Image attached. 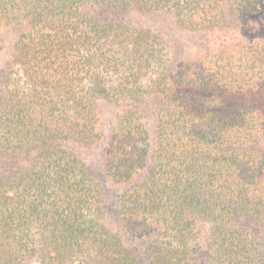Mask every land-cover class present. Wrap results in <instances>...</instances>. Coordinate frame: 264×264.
<instances>
[{"label":"trees","instance_id":"trees-1","mask_svg":"<svg viewBox=\"0 0 264 264\" xmlns=\"http://www.w3.org/2000/svg\"><path fill=\"white\" fill-rule=\"evenodd\" d=\"M203 244L264 264V0H0V264Z\"/></svg>","mask_w":264,"mask_h":264},{"label":"rangeland","instance_id":"rangeland-1","mask_svg":"<svg viewBox=\"0 0 264 264\" xmlns=\"http://www.w3.org/2000/svg\"><path fill=\"white\" fill-rule=\"evenodd\" d=\"M100 115L103 117L104 121H109L110 118L113 115V108L107 105H101L100 107ZM65 147L75 153H77L78 155L81 156V158L87 160V162L89 163L91 169L93 171H95L98 175L102 176L101 170H100V165L97 162V157H98V153L100 151V147L99 146H95V147H91V148H80L79 146H77L75 143H73L71 140H65ZM103 179H100V181H102ZM200 228L202 230H204L206 228V225L204 226H200ZM203 233V237L207 238L208 237V241L205 238H198V240L201 241V243H205L208 242V244L211 245V242H213V239H210L209 237V233H205L204 231ZM201 233V234H202ZM205 234L207 236H205ZM201 237V236H199ZM193 247H195V249H199L200 245H196L194 242L192 243ZM209 246H204V244L202 245V252L203 254H205V256H199V259L197 256H193V258H191L190 262L191 264H207V262H205L206 259H208V252L206 250H208ZM209 251V250H208ZM197 258V259H196Z\"/></svg>","mask_w":264,"mask_h":264}]
</instances>
